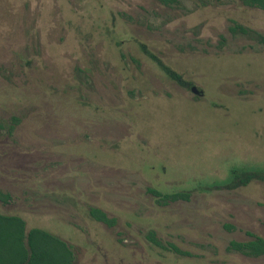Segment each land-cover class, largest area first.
<instances>
[{
    "label": "rangeland",
    "instance_id": "obj_1",
    "mask_svg": "<svg viewBox=\"0 0 264 264\" xmlns=\"http://www.w3.org/2000/svg\"><path fill=\"white\" fill-rule=\"evenodd\" d=\"M232 167H264V11L0 0L1 214L58 236L75 264H264L230 248L264 238V182L225 186Z\"/></svg>",
    "mask_w": 264,
    "mask_h": 264
},
{
    "label": "trees",
    "instance_id": "obj_2",
    "mask_svg": "<svg viewBox=\"0 0 264 264\" xmlns=\"http://www.w3.org/2000/svg\"><path fill=\"white\" fill-rule=\"evenodd\" d=\"M239 1L244 6L264 11V0ZM238 28L241 32H245L244 29ZM141 50L157 64L169 79L182 87L187 88L190 85L179 74L146 50L144 45H141ZM252 181L264 182V167H232L224 185L237 188L246 186ZM151 193L163 200L164 203L166 200L188 199V194L183 192L162 195L160 192L151 190ZM8 198V195L0 191L1 202L5 203ZM89 215L95 221L108 226H112L114 223L103 211L97 208H91ZM249 237L251 240L247 242H231L230 248L249 257L264 256V238L253 235H249ZM149 240L155 245H159L153 237L150 236ZM174 250L179 252L176 248ZM0 264H75V262L72 248L58 236L40 228L27 230L26 223L21 217L0 213Z\"/></svg>",
    "mask_w": 264,
    "mask_h": 264
},
{
    "label": "water",
    "instance_id": "obj_3",
    "mask_svg": "<svg viewBox=\"0 0 264 264\" xmlns=\"http://www.w3.org/2000/svg\"><path fill=\"white\" fill-rule=\"evenodd\" d=\"M190 90L195 95H202V92L198 91L195 87H192Z\"/></svg>",
    "mask_w": 264,
    "mask_h": 264
},
{
    "label": "flooded vegetation",
    "instance_id": "obj_4",
    "mask_svg": "<svg viewBox=\"0 0 264 264\" xmlns=\"http://www.w3.org/2000/svg\"><path fill=\"white\" fill-rule=\"evenodd\" d=\"M241 3V2H240ZM242 4V3H241ZM247 7V6H246ZM256 9H258V8H256ZM260 10V9H259ZM262 11V10H261ZM189 87V89H191L192 87H194V86H191L190 87V85L188 86ZM191 91V90H190ZM201 92V91H200ZM192 93V92H191ZM193 94V93H192ZM195 95V94H194ZM195 96H198V97H201L202 95H195ZM257 258V257H256Z\"/></svg>",
    "mask_w": 264,
    "mask_h": 264
}]
</instances>
